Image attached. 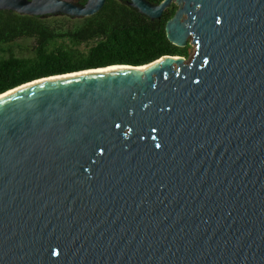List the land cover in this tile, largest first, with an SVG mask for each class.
Wrapping results in <instances>:
<instances>
[{"label": "water", "instance_id": "obj_1", "mask_svg": "<svg viewBox=\"0 0 264 264\" xmlns=\"http://www.w3.org/2000/svg\"><path fill=\"white\" fill-rule=\"evenodd\" d=\"M128 1L194 57L0 95V264H264V0Z\"/></svg>", "mask_w": 264, "mask_h": 264}, {"label": "trees", "instance_id": "obj_2", "mask_svg": "<svg viewBox=\"0 0 264 264\" xmlns=\"http://www.w3.org/2000/svg\"><path fill=\"white\" fill-rule=\"evenodd\" d=\"M87 0H71L84 5ZM160 4L163 0H148ZM177 6L152 21L128 0H107L85 18L28 16L0 11V95L51 76L116 65L145 66L164 56L189 58L167 38Z\"/></svg>", "mask_w": 264, "mask_h": 264}, {"label": "bare ground", "instance_id": "obj_3", "mask_svg": "<svg viewBox=\"0 0 264 264\" xmlns=\"http://www.w3.org/2000/svg\"><path fill=\"white\" fill-rule=\"evenodd\" d=\"M122 66L120 65H117V66H111V67H108V68H105V69H100V70H93V71H88V72H99V71H107V70H111V69H114V68H120ZM82 73H87V72H81V73H75V74H82ZM69 75H72V74H69ZM69 75H65V76H69ZM61 77H64V76H61ZM51 79V78H50ZM11 93V92H10Z\"/></svg>", "mask_w": 264, "mask_h": 264}, {"label": "rangeland", "instance_id": "obj_4", "mask_svg": "<svg viewBox=\"0 0 264 264\" xmlns=\"http://www.w3.org/2000/svg\"><path fill=\"white\" fill-rule=\"evenodd\" d=\"M69 1H71V0H69ZM191 47H192V46H191ZM189 53H190L189 58H185V59H186V63H189V62L193 59L194 54H195V48L192 47V48L190 49Z\"/></svg>", "mask_w": 264, "mask_h": 264}]
</instances>
